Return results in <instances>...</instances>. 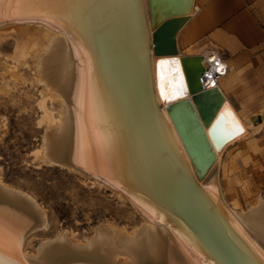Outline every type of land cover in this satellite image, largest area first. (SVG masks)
<instances>
[{"label":"bare ground","instance_id":"obj_1","mask_svg":"<svg viewBox=\"0 0 264 264\" xmlns=\"http://www.w3.org/2000/svg\"><path fill=\"white\" fill-rule=\"evenodd\" d=\"M200 1L5 0L0 39L13 35L16 54L34 55L43 86L40 162L122 197L141 223L102 224L81 242L64 231L30 253L47 214L0 177V264H264V196L238 209L233 183L219 178L227 149L264 124V106L241 117L224 91L237 64L185 46Z\"/></svg>","mask_w":264,"mask_h":264},{"label":"rangeland","instance_id":"obj_2","mask_svg":"<svg viewBox=\"0 0 264 264\" xmlns=\"http://www.w3.org/2000/svg\"><path fill=\"white\" fill-rule=\"evenodd\" d=\"M219 3L209 1L213 12ZM224 3L232 10L211 30L213 33L237 19L244 25L243 31L256 28L259 32V41L251 45L237 39L239 50L234 57L225 53L226 58L239 61L237 75L231 85H225L224 91L240 116L250 118L264 106V0H224ZM211 31L200 35L198 41L211 42ZM15 40L13 35L0 39V177L9 186L35 197L49 220L48 230L30 238L26 250L33 253L41 241L64 231L71 240L84 241L102 224L131 231L141 219L125 199L95 187L87 177L40 162L37 151L47 126L41 108L43 86L36 80L34 55L16 54ZM45 106L57 119L59 106L50 100ZM263 157L264 124L225 152L219 178L233 183L239 195L238 209H246L255 197L264 196Z\"/></svg>","mask_w":264,"mask_h":264},{"label":"crops","instance_id":"obj_3","mask_svg":"<svg viewBox=\"0 0 264 264\" xmlns=\"http://www.w3.org/2000/svg\"><path fill=\"white\" fill-rule=\"evenodd\" d=\"M210 0L200 1V13L193 19L192 23H190L187 29L184 30L186 32L184 34L188 42L185 46H195L197 48H217L220 51L223 59L230 61L233 64H237L239 58H226L225 53L231 54V57L237 55V51L239 50L238 40L244 41V44L251 45L255 43V41H259V32L255 28H252L250 31H243L241 29L244 26L240 19L233 20L230 23L226 24V27L221 31L213 33L211 30L215 28V26L220 22V20L228 17L231 12V8L225 5L224 0H219V7L217 11H212L209 5ZM203 10V11H202ZM246 21L247 18L245 17ZM243 21V19H242ZM254 30V31H253ZM213 33L211 42L204 40L203 42L198 41V37L200 35H205L207 32ZM190 37V38H189Z\"/></svg>","mask_w":264,"mask_h":264},{"label":"water","instance_id":"obj_4","mask_svg":"<svg viewBox=\"0 0 264 264\" xmlns=\"http://www.w3.org/2000/svg\"><path fill=\"white\" fill-rule=\"evenodd\" d=\"M183 65H184V72H185V76H186V79H187V83H188V89H189V92L190 93H192V91H193V89L195 88V78H194V75L191 73V72H189L188 71V68L186 67V63H185V61H184V63H183ZM200 94L201 93H199V94H197V95H194L193 97L194 98H198L199 96H200ZM186 99H182V100H180V101H178V103H180V102H184ZM178 103H175V104H178ZM173 104H167L166 105V109L168 110V113H169V115H170V119L172 120V122L174 123V125H175V127H176V129H177V133L179 134V136L181 137V140H182V142H183V144H184V146H185V150L189 153V150H188V144H187V137L183 134V132H182V129H181V126H179V122H177V120L174 118V116H173V113L170 111V109H171V106H172ZM207 108H209V106H207ZM207 108H204V111L203 110H200L201 112H200V115L204 118V120H205V122H207V114H208V110H207ZM212 110H214V109H212ZM212 110H210L209 111V117L212 115V113H213V111ZM207 118V119H206ZM261 118L260 117H258V120H260ZM192 121H194V118H193V120ZM210 154V153H209ZM190 155V154H189ZM193 163V167L196 169L195 170V172H197L196 174H197V177H200L199 176V172H198V167H197V165H195V163L194 162H192Z\"/></svg>","mask_w":264,"mask_h":264},{"label":"snow or ice","instance_id":"obj_5","mask_svg":"<svg viewBox=\"0 0 264 264\" xmlns=\"http://www.w3.org/2000/svg\"><path fill=\"white\" fill-rule=\"evenodd\" d=\"M4 3H5V0H0V11L3 10Z\"/></svg>","mask_w":264,"mask_h":264}]
</instances>
